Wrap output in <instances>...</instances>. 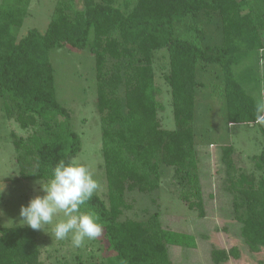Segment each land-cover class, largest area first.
I'll return each instance as SVG.
<instances>
[{
  "label": "trees",
  "instance_id": "16d2710c",
  "mask_svg": "<svg viewBox=\"0 0 264 264\" xmlns=\"http://www.w3.org/2000/svg\"><path fill=\"white\" fill-rule=\"evenodd\" d=\"M30 1L0 2V99L7 119L30 129L26 137L12 134L19 176L48 180L58 161L79 153L80 137L55 95L49 52L87 49L94 60L106 200L94 194L81 210L94 212L103 225L107 264H172L168 246H189L192 236L165 229L158 212L146 220L121 219L131 207L126 192L152 193L160 185L161 166L172 167L178 197L198 217L205 216L193 128L196 92L202 86L197 71L219 68L227 124H255L257 97L233 67L245 51H260L264 59V0H57L44 31L32 27L17 39ZM214 15L220 43L201 44V21ZM177 25L193 36L176 35ZM160 50L168 59L163 79L173 129L158 119L163 106L154 57ZM231 151L225 145L222 160L234 171ZM254 160L258 177L252 171L234 173L228 191L239 235L251 252H258L264 249V145ZM39 256L37 230L0 227V264H41ZM209 256L212 264H224L240 252L212 246Z\"/></svg>",
  "mask_w": 264,
  "mask_h": 264
},
{
  "label": "rangeland",
  "instance_id": "374dc122",
  "mask_svg": "<svg viewBox=\"0 0 264 264\" xmlns=\"http://www.w3.org/2000/svg\"><path fill=\"white\" fill-rule=\"evenodd\" d=\"M56 1L31 0L28 15L18 28L16 38L24 36L32 27L44 31ZM123 1L118 0L120 4ZM218 26L217 15L210 21H201V44L220 43ZM175 32L183 38L193 36V32L187 33L181 25H177ZM260 54L255 49L245 51L239 63L233 67L235 76L257 98L264 92V59ZM154 58L155 83L160 89L158 99L163 106L158 112V119L163 127L173 129L170 93L163 79V73L167 71V53L160 50L155 53ZM49 60L54 69L56 98L67 108L70 115L69 126L81 140V149L73 160L89 167L100 184L94 194L106 200L93 57L87 49L61 47L49 52ZM197 79L202 86L196 92L193 128L205 216L198 217L195 209H188L181 201L178 197V185L173 178V168L162 165L157 190L152 193L126 192V201L131 207L123 211L121 219L146 220L150 214L158 212L165 229L192 236L189 246H168L172 264H212L209 256L212 246L239 249L240 257H229L224 264H264V249L251 252L239 235V222L234 218L232 194L228 191L229 179L234 173L252 171L256 177L260 174L254 157L259 155L264 145V133L256 124L225 122L223 101L219 95L220 70L217 66L198 70ZM29 133L30 129H23L13 119H7L0 99V181L6 186L4 192L0 193V227L26 226L19 222L20 206L27 205L36 195H43L38 182L43 184L47 180L21 178L15 162L12 134L26 137ZM225 145L232 148L234 171L229 170L222 160V148ZM37 243L41 264H77L78 261L82 264H107L109 256L103 233L84 246L75 248L69 239L56 240L51 226H46L45 232L37 230Z\"/></svg>",
  "mask_w": 264,
  "mask_h": 264
},
{
  "label": "clouds",
  "instance_id": "9594fccd",
  "mask_svg": "<svg viewBox=\"0 0 264 264\" xmlns=\"http://www.w3.org/2000/svg\"><path fill=\"white\" fill-rule=\"evenodd\" d=\"M254 123L264 128V92L254 105ZM38 184L43 195H36L27 205L20 206L18 215L22 225L44 232L46 226H51L56 240L69 239L75 248L102 235L99 217L94 212L81 210L100 188L88 166L72 159L60 160L52 168L50 178ZM5 187L0 181V193Z\"/></svg>",
  "mask_w": 264,
  "mask_h": 264
}]
</instances>
